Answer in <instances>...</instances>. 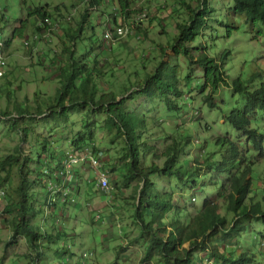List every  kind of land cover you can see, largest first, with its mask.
I'll list each match as a JSON object with an SVG mask.
<instances>
[{"label":"trees","instance_id":"16d2710c","mask_svg":"<svg viewBox=\"0 0 264 264\" xmlns=\"http://www.w3.org/2000/svg\"><path fill=\"white\" fill-rule=\"evenodd\" d=\"M104 1L86 0L87 7L82 22L87 21L92 11L99 10ZM215 1L182 0L178 10L185 9L183 14L186 20L177 26L178 37L174 45L160 47L162 59L171 56L173 52L174 58L185 57L189 61L192 71L186 77L185 83L192 82L193 75L198 71L200 73L197 76L198 88L204 93V104L210 109L225 108V123L234 126L238 131V136L234 139L220 136L214 138V144L219 150L218 159L213 162H210V154L206 152L204 145L199 150H194L198 145L194 139L188 138L186 144L192 146L197 153L189 169L187 161L176 165L181 143L165 133L164 140L170 137L172 144L160 153L155 146L147 145L142 141L148 127L146 118L141 116V113L137 114L125 109L129 101L137 95H142L149 100L163 99L170 110L181 112L183 110L181 100L185 93L181 87L183 82L179 77L181 70L179 65L173 66L166 60L158 62L156 66L153 65L155 66L153 70L144 75L142 81L135 84V87L126 89L121 96H118L114 92L98 90L94 78L100 80V75L105 74L100 60L95 59L90 63L86 57L78 55L77 40L83 36L82 32L85 28L80 27V22L77 23L76 28L72 27L69 30L62 29L59 25L53 26L48 7H37L27 14L28 18L21 19L20 26L13 29L12 37L3 44L6 48L14 39L25 38L29 18L36 16L40 23L36 27L34 40L51 46L52 35H57L64 55V60L61 59L62 62L60 61L57 66L58 87L54 95L48 98L45 109L38 105L34 107L36 111L32 112L30 106L24 107L20 104L11 112L0 108V124L7 122L10 132L21 137L22 143L35 140L38 144L36 146L38 153L37 155L32 153L31 158H23L21 149L16 148L13 155L0 160V170L7 172L8 177L11 176L14 168L20 171L21 179L18 185L12 188L11 193L7 194L3 190L6 196H12L0 213L4 222L13 230L12 238L24 236L27 243L36 251L35 256L38 259L34 261V256L28 264H43L39 260L40 252L45 250L53 238L46 230L31 224L37 212L31 203L33 194L29 187L41 185L46 196L44 203L46 205L49 197L48 183L54 180L60 181L59 178L64 180L69 170L67 162L73 158L79 160L78 166L72 169L68 186L65 187H71V194L66 198L65 203L60 202L61 207L56 203L49 205V208L54 207L56 210L52 218H56L60 210L67 212L72 205L82 201L84 184L81 181L86 180L85 176L90 170H94L95 190L99 195L104 197L114 195L136 209L134 220L141 232L132 242L133 245L144 244L145 255L141 259L142 262L152 263V260H157L160 264L257 263V256L248 252L247 248L254 243L255 247L264 251V234H257L253 240L248 238V234L253 232V225L261 223L264 226V198L263 201L257 202V198L251 197L252 166L264 159V85L255 91L248 90V86L240 79H230L222 65V60L217 61L212 58L203 48V35L212 28L207 22L216 12L211 6ZM233 1L235 7L230 10L232 14L241 17L247 25L260 31L263 36L264 0ZM141 3H144V0H137L136 5L133 0H119L120 13L116 10L112 18L106 22L107 31L104 38L109 44L132 39L135 33L143 29V21L148 15L144 11L137 13L134 10ZM56 11L59 12L60 8H56ZM67 20L71 21L72 17L69 16ZM112 22L113 26H111ZM239 25L240 22L236 21V27L229 30V33L238 32ZM65 39H69L70 44ZM3 45L0 44V50ZM25 45L28 46L29 43L25 42ZM229 56L230 53H225L223 59ZM198 68L202 70V74ZM223 87L231 88L239 97L237 105L228 107L230 103L226 100L221 102L215 100L214 96L220 94ZM75 113L80 114L81 121L72 123L77 134L72 133L75 137L70 139V149L67 152L59 153L47 139H42L41 134L38 136V133H35L25 122L26 119L31 122L37 121L38 118L42 121L52 119L57 128H60L57 131L60 132L59 135L65 136ZM98 116L105 117L102 130L109 138L103 143L97 140L96 130L101 125L96 118ZM261 119H263L262 123ZM56 126H53L55 130ZM204 128L207 127L196 128V133L200 135ZM105 144L108 146L103 149L102 146ZM148 155H152V160L147 165L144 161ZM91 158L99 161V169L92 165ZM162 158L164 160L161 161ZM34 160L44 169L40 172L39 168L38 177L29 182L27 179L29 176L23 173V169L26 162ZM228 172L233 173L229 179L231 187H227V194L220 197L222 203H214L206 198L202 211L192 215L189 224H186L184 204L178 208L177 199L167 189L173 178L176 177L179 184L180 182L185 184L190 176L189 182L192 183L193 188L199 186L205 188V183L199 182L196 175L200 178L205 174L219 175ZM78 175H81L80 182ZM101 175L107 177V187L102 186L99 180ZM159 179L163 180L165 185L159 183ZM2 181H5L4 178ZM261 182L264 184V177L261 178ZM75 193L77 199L74 198ZM39 212L43 215L42 211ZM170 214L171 218L168 217ZM53 230H56V226ZM244 243L246 249L241 250L240 245ZM186 245L189 249L185 248ZM70 249L67 246L65 251H62L61 254L66 257L67 262L59 264L70 262L73 257ZM121 249L123 247H119V250ZM122 251H127V248Z\"/></svg>","mask_w":264,"mask_h":264},{"label":"rangeland","instance_id":"374dc122","mask_svg":"<svg viewBox=\"0 0 264 264\" xmlns=\"http://www.w3.org/2000/svg\"><path fill=\"white\" fill-rule=\"evenodd\" d=\"M133 2L136 5L137 0ZM180 3L182 0H144V3L134 9L137 13L144 11L148 15L143 21V29L135 33L132 39L109 44L104 38L107 31L106 22L112 18L116 10L120 13L119 0H105L99 10L90 13L85 23L82 20L87 7L86 0H0V32H2L0 33V44H5L6 40L12 37L13 29L20 26L21 19L28 18V13L37 7H48L50 22L53 26L59 25L62 29L69 30L72 27L76 28L77 23L80 22V27H85L82 32L83 36L79 38L81 40H77L76 48L78 55L86 57L90 63L98 59L104 66V76L100 75V80L94 78L98 90L114 92L121 96L126 89L135 87L136 83L142 81L144 75L153 70L158 62L166 60L173 66L179 65L181 69L179 77L183 82L181 87L185 93L181 100L183 108L181 112L170 110L163 99L149 100L142 95H137L129 101L125 109L137 114L141 113V116L146 118L148 127L142 141H145L147 145L155 146L160 153L171 146L172 139L181 143L176 165L187 161L189 169L197 155L194 150H199L204 145L206 152L210 154V162H213L218 159L219 150L214 144V138L220 136L234 139L237 138L238 131L234 126L225 123V108L210 109L204 104V93L198 88L197 76L200 74L198 71L193 75L192 82L185 83L186 77L192 71L185 57L174 58L172 52L171 56L162 59L160 47L166 48L174 45L178 37L177 26L186 20L183 14L184 6V10H178ZM211 6L216 12L207 22V25L212 28L205 31L203 35V48L212 58L217 61L222 60V65L230 79H240L250 91L259 89L264 85V32L262 36L260 31L247 25L241 17L232 14L230 10L235 7L233 0H216L211 3ZM56 8H60V11H56ZM69 16L72 20L68 22ZM236 21L240 22L239 31L229 33V30L236 27ZM39 23L40 20L36 16L29 18L25 38H16L7 48L3 45L0 50L4 59L3 71L5 73L0 79V108L2 110L11 112L19 104L24 107L30 106L32 112L36 111L34 109L38 105L45 109L48 98L54 95L58 87L57 66L60 61L64 60L60 38L52 35L51 46L43 42L37 43L34 36ZM65 41L70 44L69 39ZM25 42L29 45L26 46ZM225 53H230L227 59H223ZM199 71L202 74V70L199 69ZM214 98L218 102L226 100L230 103L228 107H232L237 105L239 97L231 88L223 87L222 92L217 93ZM96 118L101 122L96 130L97 140L103 143L109 140L102 130L105 117ZM80 121V114L75 113L69 124V130L65 136H60V132H57L60 128H57L52 119L42 121L38 118L33 122L25 120L28 127L38 133V136L41 134L42 139H47L59 153L70 149V139L77 134L72 123ZM262 122L263 119H261ZM53 126H56V130ZM201 126L207 128L201 131L200 136L195 129ZM73 132L75 134H72ZM165 133L170 134L172 139L167 137L164 140ZM20 138L10 132L7 122L0 124V160L13 155L16 148L21 149L23 158H31L33 154L37 155L36 146L38 144L35 140L22 143ZM188 138L194 139L197 143L198 146L194 150L192 146L186 144ZM107 146L105 144L102 148L106 149ZM112 153L114 154V151ZM151 160L152 155H148L144 163L148 165ZM22 161L23 159L20 162ZM39 168V162L36 160L26 162L23 173H27L29 182L38 177ZM252 168L253 193L251 197L261 202L264 198V184L261 182V178L264 177V159L255 163ZM43 169L44 167H41L40 172ZM235 173L238 174L237 170ZM231 174L233 173L205 174L200 178L196 175L199 182L205 183V188L200 186L193 188L192 183L189 182L190 176L185 184L181 182L179 184L178 179L173 178L167 189L177 199L178 208L184 204L186 224H189L192 215H197L202 211L206 198L214 203H222L220 197L227 194V187H231L229 183ZM6 177H8L7 172L0 170V182H2L0 191L5 190L9 194L21 179L20 171L14 168L11 176ZM2 178L5 181H2ZM159 183L165 185L161 179ZM83 184L82 201L72 205L65 215L58 213L55 219L52 218V214L56 212L54 207H51L45 214L46 196L43 194L41 185L29 187L33 194L31 203L37 212L31 224L46 230L53 237L45 250L40 252L41 263H66V257L61 253L68 246L72 249L73 255L68 264H160L157 260H152V263L142 262L141 259L145 255L144 244L133 245L132 240L141 232L134 220L136 209L133 205H129L128 202L125 204L122 199L114 195L107 197L99 195L95 190L94 170L89 171V178L84 179ZM11 196L4 197L0 212L4 210ZM74 198L77 199L76 193ZM56 204L61 207L60 202ZM39 211H42L43 215ZM168 217L171 218V214ZM257 234H264V226L261 223L253 225V232L248 234V238L253 240ZM12 235V228L4 222L0 213V264H28L31 258L37 255L36 251L27 243L24 236L13 239ZM253 244L248 246V252L257 256L256 264H264V251L259 250L260 248ZM244 245L246 243L240 245L241 250L246 249ZM119 247L127 248V251L119 250ZM185 248L189 249V246L186 245ZM36 259H38L37 256L34 257V261Z\"/></svg>","mask_w":264,"mask_h":264},{"label":"built area","instance_id":"2783aa9c","mask_svg":"<svg viewBox=\"0 0 264 264\" xmlns=\"http://www.w3.org/2000/svg\"><path fill=\"white\" fill-rule=\"evenodd\" d=\"M3 66H4V59L2 57V55L0 54V76H2L4 74L3 71ZM78 159L77 158H73L70 162H67V167H68V174L67 177L64 178V180H62V178H59L60 181L58 180H54L53 182H49L48 183V193H49V197L47 199L46 205H45V214L48 212L49 205L56 203V202H64L66 201V198L69 196V194H71V187L70 188H65L66 186H68V178L72 173V169L76 168L78 166ZM92 161V165L99 169L100 168V163L99 161L95 160L94 158H91ZM70 174V175H69ZM100 182L102 183L103 187H107V177L104 175H101L99 178ZM5 197V192L2 190L0 191V205L2 200Z\"/></svg>","mask_w":264,"mask_h":264},{"label":"crops","instance_id":"0c3cea01","mask_svg":"<svg viewBox=\"0 0 264 264\" xmlns=\"http://www.w3.org/2000/svg\"><path fill=\"white\" fill-rule=\"evenodd\" d=\"M80 177H81V175L79 176L78 175V181L80 182ZM89 177V174H86V176H85V178L87 179ZM75 182H77V181H75ZM82 182V184H83V180L81 181ZM78 183V182H77ZM107 197V196H106ZM82 199V198H81ZM104 205H105V203H103ZM59 213H61L62 215H65L67 212H66V210L65 211H62V210H60L59 211ZM55 219V218H54Z\"/></svg>","mask_w":264,"mask_h":264},{"label":"clouds","instance_id":"9594fccd","mask_svg":"<svg viewBox=\"0 0 264 264\" xmlns=\"http://www.w3.org/2000/svg\"><path fill=\"white\" fill-rule=\"evenodd\" d=\"M5 196H6V194H5ZM45 201H46V200H45ZM6 204H7V203H6ZM6 204H5V205H6ZM44 211H45V205H44Z\"/></svg>","mask_w":264,"mask_h":264}]
</instances>
